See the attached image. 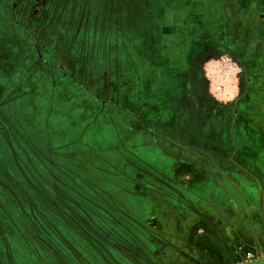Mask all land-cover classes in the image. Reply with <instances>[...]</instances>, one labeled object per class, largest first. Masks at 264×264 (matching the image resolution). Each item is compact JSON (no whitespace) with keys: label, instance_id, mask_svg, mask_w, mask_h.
Instances as JSON below:
<instances>
[{"label":"crops","instance_id":"obj_1","mask_svg":"<svg viewBox=\"0 0 264 264\" xmlns=\"http://www.w3.org/2000/svg\"><path fill=\"white\" fill-rule=\"evenodd\" d=\"M96 1L97 29L79 39L66 28L71 17L58 15L70 3L0 0V156L14 153L27 179L70 191L93 188L84 168L109 167L122 194L150 202L142 227L128 211H115L142 238L139 245L119 246L122 252L112 247L115 261L239 264L234 254L241 249L264 256V176L249 182L216 172L264 170V0H233L234 18L215 9L208 32H186L183 22L175 30L166 15L157 31L149 21L139 34L137 24L152 14V0ZM127 8L132 26L116 17ZM52 9L58 27L43 40L30 22L39 24ZM31 10L42 15L30 17ZM141 36L144 42L137 43ZM221 55L240 72L214 93L206 70ZM74 57L86 69L85 83L70 71ZM55 106L85 114L82 133L57 136L50 125ZM86 134L95 139L85 140ZM139 148L149 150L155 166L133 161ZM43 170L47 177L40 182ZM249 183L262 188L253 204L246 192L232 194Z\"/></svg>","mask_w":264,"mask_h":264},{"label":"trees","instance_id":"obj_2","mask_svg":"<svg viewBox=\"0 0 264 264\" xmlns=\"http://www.w3.org/2000/svg\"><path fill=\"white\" fill-rule=\"evenodd\" d=\"M2 155L0 161L14 162H0V244L5 250L9 247L3 251L5 257L13 244L37 260H46L39 253L43 239V254L55 251L61 256L53 264H117L110 250L122 252L125 245L129 247L126 243H141L139 230L120 217L108 200L97 198L95 187L91 191L81 185L70 191L50 183L36 184L26 178V169L16 165L14 153ZM75 218L78 221L73 222ZM38 232L41 236H36ZM69 255L78 261H68Z\"/></svg>","mask_w":264,"mask_h":264},{"label":"rangeland","instance_id":"obj_3","mask_svg":"<svg viewBox=\"0 0 264 264\" xmlns=\"http://www.w3.org/2000/svg\"><path fill=\"white\" fill-rule=\"evenodd\" d=\"M86 1L89 2L88 3L89 8L83 7L84 2ZM120 1H122L124 4H125L124 1L127 2V0H120ZM81 2H82V8H79V5ZM96 2H97L96 0H82V1L73 0V2L72 0H70V2L69 0H63V4H67V3H70V4H68V8L66 9L65 8L59 9L58 15L63 16V14L64 15L67 14L69 17H71V21L73 23L66 26L70 34L76 33L78 35L77 38L80 39L82 36V33L84 34V32L90 33V31H94V32L96 31L97 24L95 23L97 22V16H98V9L96 8L97 7ZM183 2H184V8H182V10L179 9V11L177 12L176 11V9H178L177 6L179 5V7H183L182 6ZM232 2L233 0H182V1L181 0H178V1L177 0H152V5L150 7L152 9V14L150 16L149 14L148 15L145 14V16L141 18V20L140 18L137 19V21L140 20V22L142 23L141 25L137 24V31H138V34L140 33L141 30L143 31L144 30L143 26H145V24H149V21H151L150 23H153V26L155 25L154 30L156 29L155 31H157L160 28V24L163 20L162 17L165 18L166 15H168L169 21L171 22L175 30L177 29L178 24H179V28H182L181 24L183 22L184 24L183 26L185 27L186 32H191L194 30V28H201L202 31L208 32L210 28L209 21L215 16V9L219 10L220 12L229 11L230 12L229 17L231 16V18L238 16L237 11L235 12L233 8L236 5H234L235 4L234 2H233L234 4H232ZM40 3L43 4L44 0H40ZM71 3L73 4V7ZM149 3L151 4V1H149ZM0 6H4V5L1 3ZM127 6H129V4ZM149 6L150 5L146 7L144 5L147 12L150 9ZM118 8H119V5H118ZM167 8L169 9V13L167 12ZM37 11L38 10H31L30 17L37 16L36 13L42 12V10L41 12L40 10L38 12ZM53 11H54L53 9L50 10V12L45 16L44 21H41L39 24L34 21L30 22V29L36 27L37 31L40 33V36L42 37L43 40L48 39L50 35H52L54 32L56 33V28L58 27L57 25L55 26V23L57 22V16H55L52 13ZM124 13H126L125 17H124L125 15ZM129 14H130L129 8H127L125 10H122V13L119 12L118 15H116V17H120V19L123 18L124 24L132 26V24L134 23V19H131V18L128 19L130 17ZM137 14L141 16L139 11H137ZM19 15H20V9H19ZM25 16H27L26 9H25ZM99 18H102L101 14L99 15ZM101 21L103 20L101 19ZM143 39L144 37L141 36L139 39H136V42L143 43L144 42ZM80 43L81 42L79 41L75 42V47H74L75 51L79 52L81 50ZM107 43L110 44V42H107ZM108 50H109V47H108ZM72 60L73 62H71L70 64V71L74 75V78L75 77L77 78L78 80L77 82H82V83L87 82L86 80L87 76L85 74L86 69L85 68L81 69L80 67L78 68V63H76V61H78L79 58L76 59L74 57ZM47 114L49 113L47 112ZM50 115H52L50 119V125H53V126L54 124L56 125L55 127L57 128H55V130H56L57 136H60L61 135L60 133L62 131L67 130L68 131L67 139H72L74 137H77L80 133H82L81 130L87 122L86 119L85 121L83 119L81 120V118L85 114L82 115L79 112L75 111L74 109H67V108L58 109L57 106H55L53 110V114H50ZM86 139L93 140L95 138H93L91 134L90 136L89 134L88 135L86 134L85 140ZM115 142H116V138H115ZM141 142H142V139L138 137L137 144ZM135 154L140 160L136 159ZM135 154H134L133 161L139 165L142 163L144 164L146 162L149 165L155 166L157 163L152 157V154L149 153L148 149L139 148L137 149V151L135 150ZM260 155H264V154H260ZM0 162L7 163L3 160H1ZM38 169L39 171H41L40 168ZM84 169L88 173L87 177L95 181L94 183L95 185L94 184L92 185L93 187L101 191H105L104 195H105V198L107 199L110 198L108 194L111 195L112 198H110V200L108 199V201L110 205L112 206V208H114L117 212L119 209L120 210L122 209L124 212L128 211L129 214L132 215V219L136 221V224L142 227V222L147 221L149 217L148 207L150 205V202L139 201V200H136L132 196H127L125 194H122V192L119 191L118 184L117 186H114V184H116L119 178L113 176V173L115 172L114 170L109 169V167H105L100 172H98L96 168H92V167H88ZM216 172L218 176L220 175L224 176L226 174L227 177H231L233 180H237L239 178H246V180H248L249 182H252V181L255 182L257 180V177L260 178L261 176H264V170H256V169L246 170V169L240 168L239 166H235L234 168L227 169V170H216ZM38 177H39L38 180L40 182H43L45 177H47V171L43 170L42 173L38 174ZM241 191L247 193V196L251 199L250 202L253 204V201L257 200L256 196L258 193L262 191V188L259 185L249 183L247 187L244 184L242 187V190L239 189V186L237 187L235 186V188L232 190V194H238V193H241ZM237 203L241 205L243 202L241 200H238ZM76 219L77 218H75L73 222L78 221V219L77 220ZM79 226L81 227V225ZM36 236H41V233L40 232L36 233ZM52 244L54 245L55 243L52 242ZM15 246L16 245L12 244V248L10 250L9 255L5 257L4 252H6V250L8 252L9 247L5 250V248L0 244V264H42L40 261H46L48 264H53L57 260L61 259L60 258L61 256L59 254L54 253L55 251L51 252L53 255L52 254L47 255V253L49 252H47L46 255L43 254L44 250H42L41 248L43 246L44 247L46 246V243L44 242L43 239L41 241L39 253L44 255V257L43 256L42 257L43 259L46 258V260H37L29 252L23 249H17V247ZM234 255L236 258H238L237 262H239V264H247L251 261L264 257L262 256V254L255 253L249 249H241L240 251L236 252ZM68 259H69L68 261H71L73 263H74V260L78 261L77 258H75L74 256H70V255ZM116 260H117L116 261L117 264H123L122 261H119L118 259Z\"/></svg>","mask_w":264,"mask_h":264},{"label":"built area","instance_id":"obj_4","mask_svg":"<svg viewBox=\"0 0 264 264\" xmlns=\"http://www.w3.org/2000/svg\"><path fill=\"white\" fill-rule=\"evenodd\" d=\"M214 66L206 70V76L211 81L214 93H220L224 89V81L236 78L239 71L238 64L228 55H221L215 61Z\"/></svg>","mask_w":264,"mask_h":264},{"label":"water","instance_id":"obj_5","mask_svg":"<svg viewBox=\"0 0 264 264\" xmlns=\"http://www.w3.org/2000/svg\"><path fill=\"white\" fill-rule=\"evenodd\" d=\"M264 263V257L263 258H260V259H257V260H254V261H251L247 264H263Z\"/></svg>","mask_w":264,"mask_h":264},{"label":"flooded vegetation","instance_id":"obj_6","mask_svg":"<svg viewBox=\"0 0 264 264\" xmlns=\"http://www.w3.org/2000/svg\"><path fill=\"white\" fill-rule=\"evenodd\" d=\"M72 4V3H71ZM43 11V10H42ZM50 12V10H48V12L46 13V15L48 14ZM41 15H42V13H40ZM45 15V16H46ZM70 18V17H69ZM25 28H27L26 26H25ZM27 30H28V28H27ZM74 35H76V36H78L76 33L74 34Z\"/></svg>","mask_w":264,"mask_h":264}]
</instances>
